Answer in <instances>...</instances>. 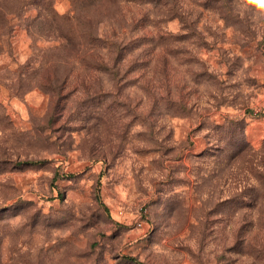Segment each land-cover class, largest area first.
Listing matches in <instances>:
<instances>
[{"label": "rangeland", "instance_id": "1", "mask_svg": "<svg viewBox=\"0 0 264 264\" xmlns=\"http://www.w3.org/2000/svg\"><path fill=\"white\" fill-rule=\"evenodd\" d=\"M0 264H264V17L0 0Z\"/></svg>", "mask_w": 264, "mask_h": 264}, {"label": "clouds", "instance_id": "2", "mask_svg": "<svg viewBox=\"0 0 264 264\" xmlns=\"http://www.w3.org/2000/svg\"><path fill=\"white\" fill-rule=\"evenodd\" d=\"M243 6H251L258 17H264V0H242Z\"/></svg>", "mask_w": 264, "mask_h": 264}]
</instances>
